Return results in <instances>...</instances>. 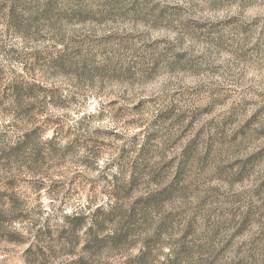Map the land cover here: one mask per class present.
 I'll return each instance as SVG.
<instances>
[{
	"label": "rangeland",
	"instance_id": "1",
	"mask_svg": "<svg viewBox=\"0 0 264 264\" xmlns=\"http://www.w3.org/2000/svg\"><path fill=\"white\" fill-rule=\"evenodd\" d=\"M0 264H264V0H0Z\"/></svg>",
	"mask_w": 264,
	"mask_h": 264
},
{
	"label": "trees",
	"instance_id": "2",
	"mask_svg": "<svg viewBox=\"0 0 264 264\" xmlns=\"http://www.w3.org/2000/svg\"><path fill=\"white\" fill-rule=\"evenodd\" d=\"M82 221H83V217L77 216V217H74V219L72 220V223H74L75 227L78 225L82 227L83 226ZM92 238L95 243L99 242V238H97V236H93Z\"/></svg>",
	"mask_w": 264,
	"mask_h": 264
}]
</instances>
